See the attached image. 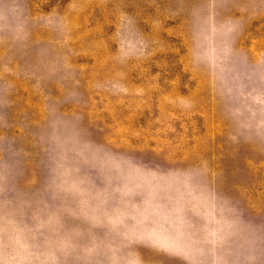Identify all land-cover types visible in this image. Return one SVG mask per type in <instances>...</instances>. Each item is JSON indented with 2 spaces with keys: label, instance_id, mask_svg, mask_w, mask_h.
Returning <instances> with one entry per match:
<instances>
[{
  "label": "rangeland",
  "instance_id": "rangeland-1",
  "mask_svg": "<svg viewBox=\"0 0 264 264\" xmlns=\"http://www.w3.org/2000/svg\"><path fill=\"white\" fill-rule=\"evenodd\" d=\"M0 264H264V0H0Z\"/></svg>",
  "mask_w": 264,
  "mask_h": 264
}]
</instances>
